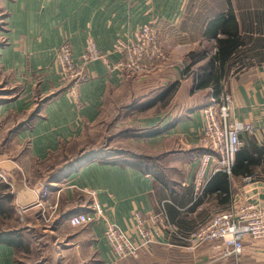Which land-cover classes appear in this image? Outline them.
Returning <instances> with one entry per match:
<instances>
[{"label": "crops", "instance_id": "obj_1", "mask_svg": "<svg viewBox=\"0 0 264 264\" xmlns=\"http://www.w3.org/2000/svg\"><path fill=\"white\" fill-rule=\"evenodd\" d=\"M0 13V264H264V238H246L236 262L221 241L187 249L163 220L136 258L117 259L104 236L112 223L135 239V211L163 201L179 234L233 199L264 206V0H0ZM151 22L166 59L144 76L92 61L74 103L57 74L61 43L78 60L91 37L116 62L114 41ZM222 93L231 119L256 131L229 181L209 159L198 191L201 157L214 154L201 109ZM99 126L117 134L85 151ZM93 207L105 219L68 223Z\"/></svg>", "mask_w": 264, "mask_h": 264}, {"label": "built area", "instance_id": "obj_2", "mask_svg": "<svg viewBox=\"0 0 264 264\" xmlns=\"http://www.w3.org/2000/svg\"><path fill=\"white\" fill-rule=\"evenodd\" d=\"M159 29L156 23L141 25L134 32L132 39L117 38L111 53L119 55V60L110 62L108 55L99 51L94 40L88 37L85 47L78 60L73 59L70 43L66 40L58 47L55 64L58 77L64 92L74 101L78 99V89L86 80V65L92 61H101L107 69L127 72L133 76L149 74L156 65L166 59L164 50L158 41ZM232 102L228 94L222 93L218 98H211L201 109L203 130L202 144L209 147L214 154L204 155L200 160L197 173L196 188L201 190L200 179L209 159L215 161L214 172L231 173L235 153L242 146V137L253 135L256 129L249 123L231 119ZM46 196L45 189L42 197ZM160 203L158 213L145 217L135 211L136 238L133 239L126 231L115 224L106 223L104 236L112 254L117 258H136L149 244L156 241L160 230L157 223L165 221L164 227L177 237L187 249H194L202 244L221 241L224 246V256H233L235 261L244 250V240H260L264 238V206L248 201L233 199L225 210H214L210 218L193 231L179 234L170 224H167L164 205ZM105 219L100 207H93L89 212H79L68 217V223L77 227ZM47 221V220H45ZM149 225V226H148Z\"/></svg>", "mask_w": 264, "mask_h": 264}, {"label": "rangeland", "instance_id": "obj_3", "mask_svg": "<svg viewBox=\"0 0 264 264\" xmlns=\"http://www.w3.org/2000/svg\"><path fill=\"white\" fill-rule=\"evenodd\" d=\"M1 19H2V14L0 13V20ZM0 81H1V79H0ZM126 127H129V126L122 125V129H124ZM127 131L128 132H124L121 135L120 138H124L125 139L126 138L125 135H130L131 133L134 132L133 130H127ZM105 132H108V133H104L103 128L101 126L96 127L93 131H91V134H89L87 136V138L85 139V141L83 142V145L87 147L85 151H87L88 149H90V147H92V148L93 147L94 148L98 147L100 149H103L104 146H106L107 139L109 137L115 136L117 134L116 133L117 130L110 129V128H108ZM121 143H120V145L119 144H114L112 146L115 147V148H120L121 147ZM69 152L72 153L73 150H70ZM110 154L111 155H114V154H117V152L110 151ZM76 155H77V152L74 153L70 159L74 158ZM86 157H88V156H86ZM63 159H64V156H60V160H63ZM73 162H76V161H73Z\"/></svg>", "mask_w": 264, "mask_h": 264}, {"label": "trees", "instance_id": "obj_4", "mask_svg": "<svg viewBox=\"0 0 264 264\" xmlns=\"http://www.w3.org/2000/svg\"><path fill=\"white\" fill-rule=\"evenodd\" d=\"M240 150H241V147H240V149L234 155V161H233V165L231 167V173H230V175H227V174H225V173H223L221 171L217 172L216 175H220V176L224 177L225 180H228L229 181L228 178L231 177L232 175H234V172H235L234 169H235V166H236L237 155H238V153H239ZM247 177L249 178L250 176H247Z\"/></svg>", "mask_w": 264, "mask_h": 264}]
</instances>
